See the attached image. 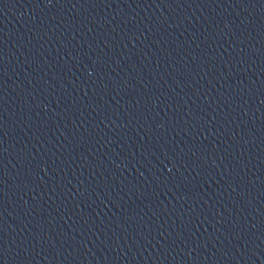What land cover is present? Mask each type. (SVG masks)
<instances>
[{"label":"water","instance_id":"95a60500","mask_svg":"<svg viewBox=\"0 0 264 264\" xmlns=\"http://www.w3.org/2000/svg\"><path fill=\"white\" fill-rule=\"evenodd\" d=\"M233 264H264V261L245 262V263H233Z\"/></svg>","mask_w":264,"mask_h":264}]
</instances>
